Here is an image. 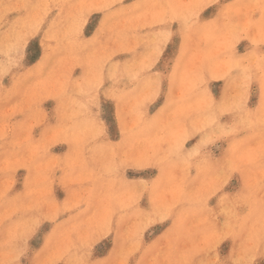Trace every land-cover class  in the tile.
Here are the masks:
<instances>
[{"label":"rangeland","instance_id":"1","mask_svg":"<svg viewBox=\"0 0 264 264\" xmlns=\"http://www.w3.org/2000/svg\"><path fill=\"white\" fill-rule=\"evenodd\" d=\"M0 264H264V0H0Z\"/></svg>","mask_w":264,"mask_h":264},{"label":"bare ground","instance_id":"2","mask_svg":"<svg viewBox=\"0 0 264 264\" xmlns=\"http://www.w3.org/2000/svg\"><path fill=\"white\" fill-rule=\"evenodd\" d=\"M200 96V95H199ZM223 177V176H222ZM244 228V227H243Z\"/></svg>","mask_w":264,"mask_h":264}]
</instances>
